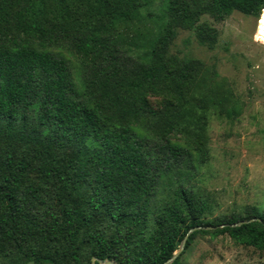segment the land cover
<instances>
[{"label": "trees", "instance_id": "1", "mask_svg": "<svg viewBox=\"0 0 264 264\" xmlns=\"http://www.w3.org/2000/svg\"><path fill=\"white\" fill-rule=\"evenodd\" d=\"M155 1L0 0V264H164L199 227L170 264L200 236L264 252V206L214 216L200 184L210 118L238 101L171 53L264 0Z\"/></svg>", "mask_w": 264, "mask_h": 264}, {"label": "rangeland", "instance_id": "2", "mask_svg": "<svg viewBox=\"0 0 264 264\" xmlns=\"http://www.w3.org/2000/svg\"><path fill=\"white\" fill-rule=\"evenodd\" d=\"M160 2L155 1L154 14L160 13ZM263 11L260 18L235 11L222 21L204 15L201 22L218 33L213 48L201 45L193 31L183 29L171 46L173 54L204 62L241 108L232 122L216 114L209 121L210 159L200 184L213 195L214 216L238 212L247 205L264 206ZM145 28L138 23L127 31L135 36L138 29L148 36ZM152 102L159 105L158 99ZM183 264H264V252L237 246L227 237L200 236Z\"/></svg>", "mask_w": 264, "mask_h": 264}, {"label": "water", "instance_id": "3", "mask_svg": "<svg viewBox=\"0 0 264 264\" xmlns=\"http://www.w3.org/2000/svg\"><path fill=\"white\" fill-rule=\"evenodd\" d=\"M242 223H245V222H240L239 225L242 224ZM196 229H200V227H199V228L191 229V230L189 231V233H191L192 231H194V230H196ZM189 233H188V234L185 236V238L183 239V241H182V243H181V246H180V249L174 254V256H173L170 260H168V261L165 262L164 264H170V263L173 262V261L175 260V258L181 253V251H182L183 248H184L185 242H186V240H187V238H188V236H189ZM96 261H97V259H96V258H93V259H92V262H91L90 264H94ZM99 262H100V264H118V263H116V262H114V261H101V260H100Z\"/></svg>", "mask_w": 264, "mask_h": 264}]
</instances>
